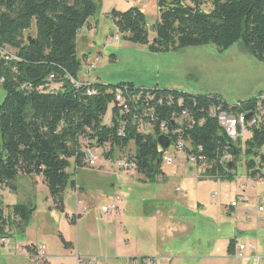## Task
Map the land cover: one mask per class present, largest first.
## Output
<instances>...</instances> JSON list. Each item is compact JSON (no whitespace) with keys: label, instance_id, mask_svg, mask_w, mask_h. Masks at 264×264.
Returning a JSON list of instances; mask_svg holds the SVG:
<instances>
[{"label":"trees","instance_id":"obj_1","mask_svg":"<svg viewBox=\"0 0 264 264\" xmlns=\"http://www.w3.org/2000/svg\"><path fill=\"white\" fill-rule=\"evenodd\" d=\"M156 8L152 37L138 8L111 11L115 33L152 54L207 45L223 53L240 43L244 52L264 63V0H156ZM96 13L93 0H0V47L14 52L9 61L0 58V87L5 93L0 104V187L15 191L11 185L18 177H40L62 210L63 193L76 184L69 173L71 162L75 169L87 167L83 144L85 148L108 145V157L114 148L124 150L132 144L134 153L127 164L133 165L142 181L154 182L163 176L167 149L157 144L162 135L169 139V146L181 142L186 159L189 154L204 156L202 180L224 181L235 176V167L226 171L214 165L223 151L238 162L242 156L246 159L247 178L264 179V155L260 153L264 125L234 143L210 115L211 108L233 116L264 109V99L258 98L263 92L228 104L219 95L145 90L132 83H78L81 66L76 38ZM118 92L122 105L116 100ZM183 112L186 118L181 120ZM107 113L109 125L104 124ZM145 113L150 114L148 119ZM7 211L8 223L17 217L15 228L23 234L35 207L15 204ZM4 225L0 221L1 236ZM234 246L231 240L228 254H233Z\"/></svg>","mask_w":264,"mask_h":264},{"label":"rangeland","instance_id":"obj_2","mask_svg":"<svg viewBox=\"0 0 264 264\" xmlns=\"http://www.w3.org/2000/svg\"><path fill=\"white\" fill-rule=\"evenodd\" d=\"M93 1L97 6V13L94 16L96 28L84 29L82 35L76 40V53L81 66L77 77L78 83L89 82L110 86L132 83L136 88L145 90L166 89L205 96L218 94L228 104H236L239 101L257 97L259 92H263L260 96L264 94V63L255 61L244 52L240 43L233 45L223 54L212 45L187 48L178 52L152 54L145 47L128 44L122 41L120 36L116 37L109 15L113 10L124 12L130 8L140 9L145 15L149 36L152 37L151 26L158 19L156 0ZM208 9L209 6L206 5L204 10ZM5 52L14 53L9 48H5ZM4 97L5 93L0 87V104ZM109 117L107 113L104 118L105 125H109ZM85 146L83 144L81 148ZM90 148L96 155L95 165L75 169L71 162L69 173L73 175L72 179L76 184L73 189L68 186L63 193L62 210L58 209L50 198L41 178H35L32 184L28 183L35 196L33 203L35 214L28 236L30 240H36L41 233L39 229L42 231L41 242L47 249L54 252V257L50 258L49 264H76V234H78L79 246L83 249L95 248V250L105 245L112 246L114 243L120 245L125 241L134 243L133 246L138 248L144 244L143 239L133 242L138 232L149 235L155 231L157 233V231L165 230L166 235L193 234L194 228L192 229L190 224L180 216L182 208L194 211L200 206L203 214L211 217L218 225L227 221L244 232L252 230L250 228H254L256 224L253 223V227H248L249 222L242 215L246 211V205H238L233 215L227 216L230 203L240 196L251 206L256 199H264V179L247 178L246 159L243 156L239 162L237 160L234 166L235 176L231 180H202L201 168H196L187 161L185 154L175 153L171 145L167 148L165 156L172 157V163L166 165L163 162L161 165L163 176L154 182L144 184L141 182L142 177L138 176L134 170L123 169L127 158L134 153L132 144L124 150L114 148L110 157L106 156V153L110 151L108 145L104 148L91 146ZM24 179L26 178L17 179L18 193L9 187L0 188L2 213L7 211V207L13 203H24L26 195L22 189H28ZM76 186L80 189L76 190ZM177 189H180V194L176 193ZM115 193L121 198L122 215L125 209L123 223L119 218H114L115 213L101 214V207L108 202L107 196ZM213 195L216 198H212ZM146 200L167 202L172 207L173 216H168L165 212H156L152 217L145 219L142 216V206ZM77 206H82L85 214L82 220L74 221ZM234 216H236L235 223ZM1 217H4V221L7 218L6 215ZM8 225L9 230L2 236L9 238L13 246L0 245V264H34L28 258V253L34 255L32 245L27 247L30 249L29 252L26 247L23 248V252L13 249L16 245L25 244V239L18 234L15 223H8ZM257 229L260 230L258 234L237 237L235 246L242 243L246 247L252 246L256 257H260L258 264H264V223H261ZM9 232H12L11 236H8ZM2 236L0 235V239L3 238ZM194 244L198 246V243L193 242V246ZM127 245V247L130 246ZM226 245L227 240L218 238L214 241L211 250L208 249L204 255L201 256L196 252V264H233L231 260H228ZM68 246H72L73 249L71 250ZM147 248L153 254L152 258L156 264L181 263L179 258L167 260L166 258L170 256L164 258L161 255L158 259L155 246L154 248L147 246ZM246 252L247 250L243 254L246 255ZM96 259L97 264H107L105 257H96ZM142 259H139L138 264ZM241 261L242 259L239 260Z\"/></svg>","mask_w":264,"mask_h":264},{"label":"crops","instance_id":"obj_3","mask_svg":"<svg viewBox=\"0 0 264 264\" xmlns=\"http://www.w3.org/2000/svg\"><path fill=\"white\" fill-rule=\"evenodd\" d=\"M95 20L96 19L93 16L89 20L88 24L86 25L85 30H90L92 28H96L95 27L96 26ZM80 35H82V31L79 33L77 38L80 37ZM111 35H113V34H111ZM116 35H117V33H116ZM116 37H118V35ZM77 38H76V40H77ZM229 50H230V48L227 51H229ZM221 54H223V53H221ZM215 95H218V94H215ZM19 178H26V179H24L26 181V184H28V183L32 184L33 182H35V180H36L35 178H40V177H35V176L34 177H22V176H20L17 179H19ZM141 182H143L144 184L147 183L145 181H142V179H141ZM16 183H17V180L11 186H13L15 188V192L18 193V187H17ZM29 187L30 186L28 184L27 190L22 189L26 195V199L23 200L24 203H20V204L26 205L29 207H32V206L35 207V205H33L34 197H35L34 191L32 188L30 189ZM0 188H3V187H0ZM77 189H80V187L76 186V190ZM176 193L180 194V192H177V191H176ZM114 195H116V193L113 195L109 194L107 196V199H108L107 204H109L111 198ZM212 198H216V197H212ZM149 201L150 200H146L145 202H143L145 204H143V206H142V216L145 219H147L148 217H152L156 212H165L168 214V216H173L174 212L172 210V207L167 202H163V201L149 202ZM15 204H18V203H13V204L9 205L8 207L13 206ZM63 205H64V203L62 200V206ZM106 205H104V206H106ZM121 207H122V202L120 203L118 210L116 212H114L115 213L114 218L115 219L119 218L121 220V223H123L122 220L125 219V217H124V210L125 209H123V215H122ZM252 207H254V203L251 206V208ZM76 211H77V215H76L74 221L75 220H77V221L82 220L84 218L83 215L85 214V213H83L84 208L82 206H77ZM233 211H234V209L229 210L227 213V216L231 217L233 215L232 214ZM3 213H4L3 215L9 216V211H3ZM34 214H35V212H33L32 216L30 218L31 221L29 220L27 227L24 230V233L19 234L20 237H23L25 239V244H23L24 247H28L31 245L34 246L36 244L42 243L41 242L42 241V231L40 229H39V232H41V233H39L36 240H30V237L28 236L29 229L33 225V215ZM242 215L244 217H246L247 221L249 222L248 227H253V223H256L254 228H250L252 230L245 231V232L240 231L235 224L234 225L230 224L227 221L218 225L217 223H215L213 221V219L211 217H208V215L203 214V209L200 206H198L196 208V210H194V211H189L188 209L182 208V211L180 212V216L182 217V219L184 221H186L187 223L190 224L192 229L194 228L193 234H190L188 236H187V234L184 235V234H179V233L178 234H172V235H166L165 230L164 231H157V233L155 231V233H153V234L149 233V235L147 233L138 232L136 234V237L133 238V242H136V241L143 239V243H144L138 248L133 246L134 243H129V242L125 241V243H120V245H117L116 243H114L112 246L111 245H105L103 248L98 247L97 250H95V248L83 249L81 246H79L78 234H76V238H75L76 251H77L76 255H78V256L83 255V257H87V258L89 257L92 259H96V257H105V259L107 260V264H138V261L140 258H152L153 254L148 250L147 246L150 248H154V246H155V252L156 251L158 252V257L161 255H163L164 258L170 256L169 258H166V259L167 260H171V259L173 260L174 258H179V259H181L180 264H196V262H197V257H195L196 252H198L201 256L204 255L208 251V249L211 250V248L214 244V241H216L218 238H223V239L227 240L226 254L228 256V260H231L233 262V264H241V262H244V264H258L260 257H256V255L254 253L255 251L247 250L246 255L243 254V259L241 262H239V260L236 261L231 254L227 253V246L231 240H234V241L237 240V237H239L240 235H242V237H245L247 235L253 236L256 233L257 234L260 233V230H258L257 227L261 223H264V222H260L257 220L258 218H260V216L264 217V214H261L259 216L257 214L255 215L254 213H251L250 215H246L244 213ZM140 216H141V214H140ZM138 220H141V219H138ZM235 221H236V216H234V223H235ZM89 232H90V230H89ZM8 234H9L8 236H11L12 232H9ZM256 236L259 238L258 235H256ZM193 242L198 243V246L196 244H194V246H193ZM127 244H129L130 246L127 247L128 246ZM242 244L244 245V243H242ZM210 245H211V247H210ZM68 247H70V246H68ZM70 248H71V250L73 249L72 246ZM263 248H264V245H263ZM21 252H23V250ZM28 254H29L28 258H30V260L32 262H34V264H49L50 258L54 257V255H53L54 252L50 251L47 248L45 249V257L39 262L35 261L34 255H30V253H28ZM158 259H160V257ZM263 259H264V249H263ZM106 260H105V262H106ZM155 264H156V261H155Z\"/></svg>","mask_w":264,"mask_h":264},{"label":"built area","instance_id":"obj_4","mask_svg":"<svg viewBox=\"0 0 264 264\" xmlns=\"http://www.w3.org/2000/svg\"><path fill=\"white\" fill-rule=\"evenodd\" d=\"M12 55L8 52H5V49L0 47V58H3L4 61H9L11 59ZM264 99V94L260 96V100ZM116 100L119 104L122 105L123 101L120 99V93L118 92L116 95ZM210 115L215 117L217 120L218 125L226 136L232 141L237 142L240 140L241 142L249 138L250 130L253 128H258L261 125H264V109H256L254 111H251L249 113H242L237 114L236 116H233L231 114H228L225 111H219L215 108L210 109ZM145 118H149L150 114H143ZM186 118V114L183 112L181 115V120ZM164 124L160 127L161 131L164 129ZM145 128V127H144ZM185 146L181 142H177L175 144V153H183L184 154V148ZM201 150L198 149L196 153H199ZM260 153L264 155V145L262 146V149L260 150ZM83 157L84 162L87 167H93L95 165L96 155L95 152L91 148H84L83 149ZM232 160V156L229 152L223 151L221 154L216 156L214 160V165L216 168H225L226 165ZM187 161L192 163L196 168H201V172H204L206 167V159L204 156H200L197 154H189L187 156ZM163 162L166 165H170L172 163V157H163ZM119 167H122V165H119ZM122 169V168H121ZM124 170H132L133 171V165L132 164H125L123 167ZM177 192H180L179 189L176 190ZM212 197H215L213 195ZM121 198L119 195H115L111 198L108 205L101 208V213L107 214V213H114L118 210V207L120 205ZM248 202L240 196L236 199V201H233L229 205V210L235 209L238 205H246V215H250L251 213H254L255 215H261L264 213V199L258 198L254 202V208H251L250 205L247 204ZM58 204V202H57ZM4 218V217H3ZM2 217H0L1 222H4L5 225L3 226V233H6L5 231L9 230L8 228V217L3 220ZM12 221L16 224L18 222V218L15 217L14 220L11 218ZM260 222H264V217L260 216V218L257 219ZM3 238L0 239V245L1 246H13L11 245V240L5 236H2ZM17 247V248H16ZM24 248L23 245H16L14 250L22 251ZM34 251V258L35 261L39 262L41 261L45 256V249L46 247L43 244H37L35 246H32L31 248ZM245 250L254 251V248L252 246L246 247L243 244H239L235 246L234 252L232 254L233 258L237 260L243 259V252ZM76 264H97V259H86L83 257L75 256ZM140 264H155V260L152 259H142Z\"/></svg>","mask_w":264,"mask_h":264},{"label":"water","instance_id":"obj_5","mask_svg":"<svg viewBox=\"0 0 264 264\" xmlns=\"http://www.w3.org/2000/svg\"><path fill=\"white\" fill-rule=\"evenodd\" d=\"M0 69H1V62H0ZM157 144L160 146L161 149L166 150L169 147L170 142L167 137L162 135L157 138ZM236 163H237V159L233 158L232 161L226 165L225 167L226 171H230L236 165Z\"/></svg>","mask_w":264,"mask_h":264},{"label":"bare ground","instance_id":"obj_6","mask_svg":"<svg viewBox=\"0 0 264 264\" xmlns=\"http://www.w3.org/2000/svg\"><path fill=\"white\" fill-rule=\"evenodd\" d=\"M258 98H259V100H260V97L258 96ZM256 102H257V100H256Z\"/></svg>","mask_w":264,"mask_h":264}]
</instances>
